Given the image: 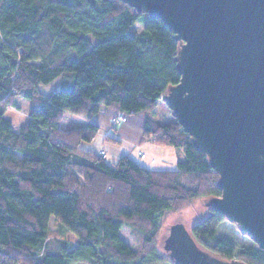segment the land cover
Wrapping results in <instances>:
<instances>
[{
  "label": "trees",
  "instance_id": "16d2710c",
  "mask_svg": "<svg viewBox=\"0 0 264 264\" xmlns=\"http://www.w3.org/2000/svg\"><path fill=\"white\" fill-rule=\"evenodd\" d=\"M179 45L163 20L124 0H0V264H173L156 246L165 213L223 192L206 153L177 118H146L136 140L183 148L173 170L131 154L107 163L81 146L96 137L99 120L117 130L130 114L155 111L180 81ZM61 77V89L40 91ZM23 100L30 109L17 132L6 113ZM67 112L88 124L61 128ZM120 114L127 121L114 126ZM207 207L190 229L197 242L220 258L264 264L258 244L238 249L219 236L226 218ZM125 228L140 247L121 237Z\"/></svg>",
  "mask_w": 264,
  "mask_h": 264
},
{
  "label": "water",
  "instance_id": "95a60500",
  "mask_svg": "<svg viewBox=\"0 0 264 264\" xmlns=\"http://www.w3.org/2000/svg\"><path fill=\"white\" fill-rule=\"evenodd\" d=\"M180 41L179 83L162 95L219 173L207 205L264 250V0H124ZM163 248L173 264H247L208 251L183 222Z\"/></svg>",
  "mask_w": 264,
  "mask_h": 264
},
{
  "label": "rangeland",
  "instance_id": "374dc122",
  "mask_svg": "<svg viewBox=\"0 0 264 264\" xmlns=\"http://www.w3.org/2000/svg\"><path fill=\"white\" fill-rule=\"evenodd\" d=\"M138 30H142L143 23H138L136 25ZM63 79L58 78L57 80L51 82V84H40V91L44 93H51V91L59 90L62 88ZM21 107H12L9 106L7 111V117L12 119L14 124V130L20 131V128L24 125V123L28 119V111L30 109V102L23 100L20 101ZM101 116V115H99ZM92 118L93 121H97V117ZM154 118L163 123H170L172 120H175L176 117L173 116L172 111L165 104L163 100H160L158 105L156 106L155 111L147 112V111H139V113L130 114V120L124 126H119L117 130L111 128L107 129L104 127V120H99L100 129L97 133L96 137L90 141L82 142V149L91 150L94 152L103 153L107 163H114L121 156L124 155H132L136 160L142 161L148 164V160L155 162L152 164L155 168H166L172 169L177 167L178 161L184 160L186 153L185 150L181 147L176 148L174 146H169L165 144H159L155 142L152 138L140 143L137 145L138 135H139V127L144 125V122L147 120L146 118ZM88 120L82 118L75 113L67 112L63 120L61 121V128L66 130L74 129L76 127H85L88 124ZM114 137L106 138L107 136ZM153 141V146L149 145V142ZM146 142V143H145ZM144 144L143 148L146 151V154L143 153L142 144ZM156 146V147H154ZM141 147V153L144 155L141 156L138 151ZM149 165V164H148ZM209 197L198 196L194 199H191L186 203L182 208L177 209L175 211H167L165 216L162 219L161 227L157 234L156 246L160 249L161 252H164V256L167 258L168 254L165 252L163 248L164 240L166 239L167 234L170 230V225L176 222H183L190 229L194 226L197 221L207 217L210 213V209L207 207V200ZM51 229L53 231L57 230L58 223L51 219ZM218 234L223 238L227 239L230 242H233L234 245L237 246L238 249H242L245 246L253 245V240L248 236L240 233L237 224L229 222L228 220H223L219 223ZM56 234L52 236V240L55 238ZM65 237L70 240L76 241V236L68 232L65 234ZM121 237L127 241V243L132 248H138L141 246L142 241L138 240L134 234H131V229H123L121 232ZM255 243V242H254ZM77 264H89L85 262H80ZM160 264H170L169 261L167 263L162 262Z\"/></svg>",
  "mask_w": 264,
  "mask_h": 264
},
{
  "label": "built area",
  "instance_id": "2783aa9c",
  "mask_svg": "<svg viewBox=\"0 0 264 264\" xmlns=\"http://www.w3.org/2000/svg\"><path fill=\"white\" fill-rule=\"evenodd\" d=\"M112 120H113V125H114V126H117L118 124L127 121L126 117H125L123 114H120V115H118V116L115 117V118H112ZM140 153H141V152H140ZM142 155H144V154L141 153V156H142Z\"/></svg>",
  "mask_w": 264,
  "mask_h": 264
},
{
  "label": "crops",
  "instance_id": "0c3cea01",
  "mask_svg": "<svg viewBox=\"0 0 264 264\" xmlns=\"http://www.w3.org/2000/svg\"><path fill=\"white\" fill-rule=\"evenodd\" d=\"M145 143H146V142H145ZM145 143L142 144V148H143V146H144ZM153 143H154V142L151 141V142H149V145H152V146H153ZM154 147H156V146H154ZM137 151H138V157H139V152L141 151V147H140V150H137ZM142 152L146 154V151H144V148H143V151H142ZM139 158H140V157H139ZM154 163H155V162H152V160H151V161L148 160V164H149V165H148L147 163H145V164H146L147 166H149V167H153L152 164H154ZM159 169H163V168H159Z\"/></svg>",
  "mask_w": 264,
  "mask_h": 264
}]
</instances>
